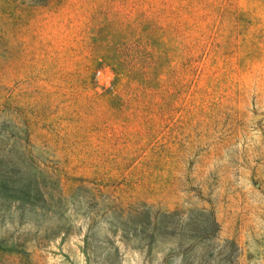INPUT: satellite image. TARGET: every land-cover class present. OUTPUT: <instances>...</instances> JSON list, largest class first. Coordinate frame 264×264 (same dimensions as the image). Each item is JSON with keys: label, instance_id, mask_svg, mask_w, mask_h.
Returning <instances> with one entry per match:
<instances>
[{"label": "rangeland", "instance_id": "374dc122", "mask_svg": "<svg viewBox=\"0 0 264 264\" xmlns=\"http://www.w3.org/2000/svg\"><path fill=\"white\" fill-rule=\"evenodd\" d=\"M0 264H264V0H0Z\"/></svg>", "mask_w": 264, "mask_h": 264}, {"label": "built area", "instance_id": "2783aa9c", "mask_svg": "<svg viewBox=\"0 0 264 264\" xmlns=\"http://www.w3.org/2000/svg\"><path fill=\"white\" fill-rule=\"evenodd\" d=\"M99 74H100V72L98 71V72H97V75H99Z\"/></svg>", "mask_w": 264, "mask_h": 264}]
</instances>
